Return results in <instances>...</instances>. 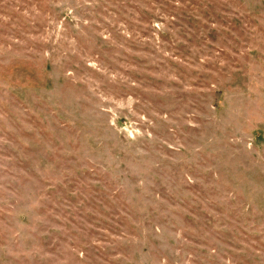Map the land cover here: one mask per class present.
I'll list each match as a JSON object with an SVG mask.
<instances>
[{
	"label": "rangeland",
	"instance_id": "374dc122",
	"mask_svg": "<svg viewBox=\"0 0 264 264\" xmlns=\"http://www.w3.org/2000/svg\"><path fill=\"white\" fill-rule=\"evenodd\" d=\"M0 264H264V0H0Z\"/></svg>",
	"mask_w": 264,
	"mask_h": 264
}]
</instances>
